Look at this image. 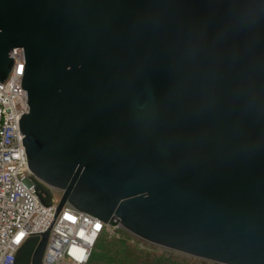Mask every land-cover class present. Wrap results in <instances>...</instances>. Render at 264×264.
<instances>
[{
    "label": "water",
    "instance_id": "obj_1",
    "mask_svg": "<svg viewBox=\"0 0 264 264\" xmlns=\"http://www.w3.org/2000/svg\"><path fill=\"white\" fill-rule=\"evenodd\" d=\"M59 192L13 264H42L64 205L150 244L264 264V0H0V83Z\"/></svg>",
    "mask_w": 264,
    "mask_h": 264
},
{
    "label": "built area",
    "instance_id": "obj_2",
    "mask_svg": "<svg viewBox=\"0 0 264 264\" xmlns=\"http://www.w3.org/2000/svg\"><path fill=\"white\" fill-rule=\"evenodd\" d=\"M11 56L12 69L0 83V264H13L24 241L47 230L60 197L44 205L36 190L37 180L27 167L17 127L19 117L28 112L26 92L20 89L22 49H15ZM107 227L117 228L64 205L50 227L42 264H88Z\"/></svg>",
    "mask_w": 264,
    "mask_h": 264
},
{
    "label": "rangeland",
    "instance_id": "obj_3",
    "mask_svg": "<svg viewBox=\"0 0 264 264\" xmlns=\"http://www.w3.org/2000/svg\"><path fill=\"white\" fill-rule=\"evenodd\" d=\"M56 196L59 192L54 190ZM88 264H218L182 254L107 227L99 236Z\"/></svg>",
    "mask_w": 264,
    "mask_h": 264
},
{
    "label": "trees",
    "instance_id": "obj_4",
    "mask_svg": "<svg viewBox=\"0 0 264 264\" xmlns=\"http://www.w3.org/2000/svg\"><path fill=\"white\" fill-rule=\"evenodd\" d=\"M35 183H36V190L39 195L40 201L44 205L50 204L52 202V199L57 197L53 189L46 187L45 185H43L42 183L38 181H36Z\"/></svg>",
    "mask_w": 264,
    "mask_h": 264
},
{
    "label": "flooded vegetation",
    "instance_id": "obj_5",
    "mask_svg": "<svg viewBox=\"0 0 264 264\" xmlns=\"http://www.w3.org/2000/svg\"><path fill=\"white\" fill-rule=\"evenodd\" d=\"M140 239V238H139ZM142 240V239H141ZM142 241H144V240H142ZM145 242V241H144ZM148 243V242H147ZM150 244V243H149ZM153 245V244H152Z\"/></svg>",
    "mask_w": 264,
    "mask_h": 264
}]
</instances>
